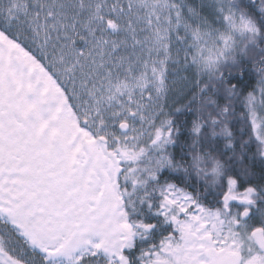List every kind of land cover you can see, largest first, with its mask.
I'll list each match as a JSON object with an SVG mask.
<instances>
[{
  "label": "snow or ice",
  "instance_id": "1",
  "mask_svg": "<svg viewBox=\"0 0 264 264\" xmlns=\"http://www.w3.org/2000/svg\"><path fill=\"white\" fill-rule=\"evenodd\" d=\"M0 264H264V0H0Z\"/></svg>",
  "mask_w": 264,
  "mask_h": 264
}]
</instances>
